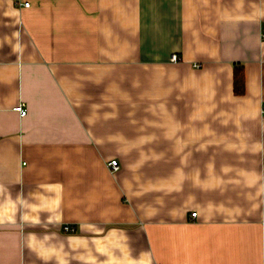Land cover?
Segmentation results:
<instances>
[{
  "label": "crops",
  "instance_id": "0c3cea01",
  "mask_svg": "<svg viewBox=\"0 0 264 264\" xmlns=\"http://www.w3.org/2000/svg\"><path fill=\"white\" fill-rule=\"evenodd\" d=\"M27 1L0 0V264H264V0Z\"/></svg>",
  "mask_w": 264,
  "mask_h": 264
},
{
  "label": "built area",
  "instance_id": "2783aa9c",
  "mask_svg": "<svg viewBox=\"0 0 264 264\" xmlns=\"http://www.w3.org/2000/svg\"><path fill=\"white\" fill-rule=\"evenodd\" d=\"M17 3H18L19 5H29V4H30V2L27 1V0H25V1H23V0H17ZM171 59H172V60H177V59H179V55H178V53H173V54L171 55ZM16 109H18V110L21 112V114H23V115L26 114V112H27V108L25 107V104H24V103H20L19 105H17V106H16ZM108 165H109V167H110V169H111L112 171H116V170H118V169L120 168V163H119V161H118L117 159H115V158L111 159V160L108 162ZM192 215H193V216H196V215H197V212H196V211H193V212H192ZM63 228H64L65 231H70V232H73V231L76 230V227H75L74 225L70 224V223H66V224L63 226Z\"/></svg>",
  "mask_w": 264,
  "mask_h": 264
},
{
  "label": "trees",
  "instance_id": "16d2710c",
  "mask_svg": "<svg viewBox=\"0 0 264 264\" xmlns=\"http://www.w3.org/2000/svg\"><path fill=\"white\" fill-rule=\"evenodd\" d=\"M244 67L241 64H236L234 67V91L236 94H241L245 90Z\"/></svg>",
  "mask_w": 264,
  "mask_h": 264
}]
</instances>
